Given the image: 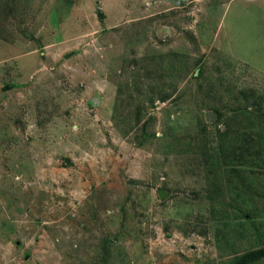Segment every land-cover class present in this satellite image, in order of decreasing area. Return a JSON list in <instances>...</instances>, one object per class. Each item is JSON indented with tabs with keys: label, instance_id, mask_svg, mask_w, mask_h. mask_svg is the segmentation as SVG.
I'll return each mask as SVG.
<instances>
[{
	"label": "rangeland",
	"instance_id": "374dc122",
	"mask_svg": "<svg viewBox=\"0 0 264 264\" xmlns=\"http://www.w3.org/2000/svg\"><path fill=\"white\" fill-rule=\"evenodd\" d=\"M260 248L264 0H0V264Z\"/></svg>",
	"mask_w": 264,
	"mask_h": 264
},
{
	"label": "trees",
	"instance_id": "16d2710c",
	"mask_svg": "<svg viewBox=\"0 0 264 264\" xmlns=\"http://www.w3.org/2000/svg\"><path fill=\"white\" fill-rule=\"evenodd\" d=\"M263 256H264V248L253 250L240 256L236 264H248Z\"/></svg>",
	"mask_w": 264,
	"mask_h": 264
},
{
	"label": "water",
	"instance_id": "95a60500",
	"mask_svg": "<svg viewBox=\"0 0 264 264\" xmlns=\"http://www.w3.org/2000/svg\"><path fill=\"white\" fill-rule=\"evenodd\" d=\"M101 15V13H98V16H100Z\"/></svg>",
	"mask_w": 264,
	"mask_h": 264
}]
</instances>
